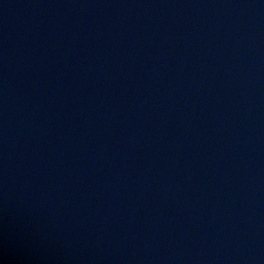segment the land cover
Masks as SVG:
<instances>
[{
	"label": "water",
	"instance_id": "obj_1",
	"mask_svg": "<svg viewBox=\"0 0 264 264\" xmlns=\"http://www.w3.org/2000/svg\"><path fill=\"white\" fill-rule=\"evenodd\" d=\"M0 264H264V0H0Z\"/></svg>",
	"mask_w": 264,
	"mask_h": 264
}]
</instances>
